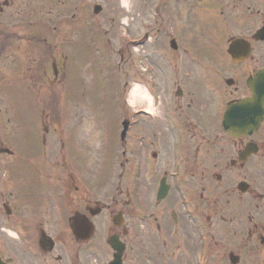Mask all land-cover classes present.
<instances>
[{
  "label": "flooded vegetation",
  "instance_id": "1",
  "mask_svg": "<svg viewBox=\"0 0 264 264\" xmlns=\"http://www.w3.org/2000/svg\"><path fill=\"white\" fill-rule=\"evenodd\" d=\"M160 2L137 58L154 112L120 141L117 192L94 191L93 169L67 163L76 139L41 114L42 146L54 131L63 153L43 161L31 145L0 167L3 264H264V0ZM55 8L0 0V130L12 133L8 104L59 79L63 38L43 25ZM6 148L0 139V162Z\"/></svg>",
  "mask_w": 264,
  "mask_h": 264
},
{
  "label": "rangeland",
  "instance_id": "2",
  "mask_svg": "<svg viewBox=\"0 0 264 264\" xmlns=\"http://www.w3.org/2000/svg\"><path fill=\"white\" fill-rule=\"evenodd\" d=\"M123 1L62 0L60 10L55 8L51 15L45 16L46 20L43 23L45 33L53 36H58L60 33L67 34L62 47L72 52L67 51L70 56L66 59L70 60L66 61L61 57L63 61L59 62V69L61 71L62 65L65 64L61 74L65 78L66 73L68 82L64 85L65 82L60 81V87L50 92L49 96H55L58 92L57 98L62 96L61 99L55 98L48 102L52 103L51 105L30 104L32 123L36 115L44 111L43 108L52 118L61 119L64 130L62 133L66 141L71 135L76 139V142L69 145V149L72 148L75 152L78 146L82 149H79L82 155L76 152L77 155L69 157L67 163L73 167L90 166L93 169L91 174L94 176V191L98 194L117 192L121 172L117 144L123 130L121 122L124 120L120 116V110L124 105L129 110V114L137 110L129 103L131 101L129 92L136 84L139 49L128 44L127 41L129 37L135 39L147 29L155 16L153 0H129L126 7ZM97 4L103 6V11L95 16L93 8ZM74 13L76 19L70 21V16ZM59 17L62 19L58 22L55 19ZM50 18H53V24L50 23ZM54 24H58L60 28L55 33L52 30ZM142 49L144 51L142 54H147L146 47ZM125 85L127 88L124 96L121 93ZM120 96L122 103L119 101ZM42 98L46 99V95ZM123 98L126 100L124 105ZM52 106L53 108L50 109ZM1 107L3 105H0ZM7 107L11 117L13 107L8 105ZM13 117L14 121L10 125H15L17 122L15 110ZM0 118L4 117L0 114ZM15 129H12V133L5 131L0 134L5 145L10 147L11 142L16 150L13 157L1 158L0 167H3V162L6 161L22 164L26 147L31 145L34 147L37 143L38 133L34 132L33 128L31 135H28V132L24 134L19 129L13 134ZM52 135L54 133H51L49 142L41 153L46 161H56L63 153L60 151L58 137L55 139ZM35 153H38V150H35ZM12 176L20 181L23 176L22 169L17 170ZM101 178L108 179L104 188L99 186ZM19 186L20 184L17 185Z\"/></svg>",
  "mask_w": 264,
  "mask_h": 264
},
{
  "label": "bare ground",
  "instance_id": "3",
  "mask_svg": "<svg viewBox=\"0 0 264 264\" xmlns=\"http://www.w3.org/2000/svg\"><path fill=\"white\" fill-rule=\"evenodd\" d=\"M128 2L129 0L123 1L125 7L128 6ZM131 95H132V102H131L132 105L144 104L150 102V98L148 97L147 93L139 87L134 88V90H132Z\"/></svg>",
  "mask_w": 264,
  "mask_h": 264
},
{
  "label": "water",
  "instance_id": "4",
  "mask_svg": "<svg viewBox=\"0 0 264 264\" xmlns=\"http://www.w3.org/2000/svg\"><path fill=\"white\" fill-rule=\"evenodd\" d=\"M95 11H96V13H99V12L101 11V7L97 6V7L95 8ZM262 35H263V34H262ZM257 101H259V100H257ZM240 107H245V106H240ZM239 109H241V108H239Z\"/></svg>",
  "mask_w": 264,
  "mask_h": 264
}]
</instances>
